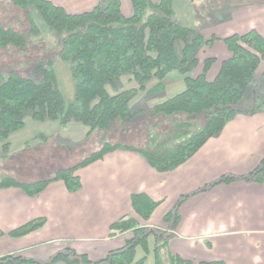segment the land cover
Listing matches in <instances>:
<instances>
[{
    "label": "trees",
    "instance_id": "16d2710c",
    "mask_svg": "<svg viewBox=\"0 0 264 264\" xmlns=\"http://www.w3.org/2000/svg\"><path fill=\"white\" fill-rule=\"evenodd\" d=\"M23 9L30 22L31 31L38 30L36 19L48 31L57 35L60 43L59 57L71 70L74 93L67 98L61 91L52 60H38L36 70L41 75L35 79L14 69L0 71V139L22 127L27 111L39 119H58L65 123L70 119L88 125V132L107 129L113 119L131 120V98L146 83L156 79L151 94L163 88L161 80L171 71L183 74L184 88L155 102L152 112L173 118L170 128L155 133L143 146L104 142L77 163L57 169L45 179L22 182L11 175L0 178V187L19 186L27 194L40 192L53 179H62L69 190L80 187L76 170L116 147L139 151L148 163L159 171L174 169L187 160L209 137L218 135L227 121L238 113L251 114L264 109V96L256 87V72L264 61V36L255 28L243 33H231L225 37L214 34L205 37L194 25L182 23L175 16V0H130L131 11L125 13L121 0H100L90 9L70 12L51 0H11ZM220 38L229 55L222 59L213 78L206 74L215 61L213 56L202 60L198 67L199 50L211 46ZM182 41L180 52L176 42ZM26 35L0 25V46L23 47ZM127 72L138 82V87L122 88L121 74ZM107 84L116 90L109 92ZM252 97L246 102L245 96ZM247 104V105H246ZM202 116L203 124L197 125ZM196 123V124H195ZM9 141L3 142V147ZM248 180L264 181V156L257 166L241 176ZM236 178L224 174L210 183ZM180 198L177 206L185 197ZM131 204L136 214L147 220L158 201L145 192L131 195ZM176 207L165 218L176 216ZM45 222L42 216L32 218L10 230H0L12 237L24 235ZM111 235L131 231L132 237L125 245L111 249L105 257L90 259L86 253L67 248L40 260L17 253L0 255V264H145L148 251L147 234L161 236L154 245V264H194L193 260L162 249L167 245V235L153 228L140 225L136 217L123 215L110 223ZM163 235V236H162ZM144 254L136 257V246ZM198 264H225L221 260L199 261Z\"/></svg>",
    "mask_w": 264,
    "mask_h": 264
},
{
    "label": "crops",
    "instance_id": "0c3cea01",
    "mask_svg": "<svg viewBox=\"0 0 264 264\" xmlns=\"http://www.w3.org/2000/svg\"><path fill=\"white\" fill-rule=\"evenodd\" d=\"M51 1L70 12H79L100 0ZM200 6L199 16L194 8V26L205 37L214 34L222 38L251 28L264 36V0H207ZM121 7L130 13V0H121ZM206 48L208 56L215 58L206 74L211 79L229 50L220 38ZM260 73L256 82H264V68ZM68 121L59 123L66 125ZM263 156L264 110H259L236 114L218 135L209 137L187 160L168 171L151 166L137 150L116 147L76 170L81 183L76 190H69L62 179L49 181L33 195L19 186L0 187V230L7 232L32 218H45L42 226L24 235H0V255L17 253L48 260L56 252L70 248L86 253L92 260L101 259L132 237L131 231L109 233L110 223L128 215L136 217L140 225L167 235L164 254L170 251L194 264L211 260L264 264V181L241 177ZM58 167L65 165H54L48 158L36 171L26 165L19 174L10 175L31 182L52 176ZM224 174L236 178L209 185ZM136 192H145L158 201L147 220L132 207L131 195ZM174 207L175 218H165ZM161 239L153 232L147 234L146 258L151 249V264L154 245Z\"/></svg>",
    "mask_w": 264,
    "mask_h": 264
},
{
    "label": "rangeland",
    "instance_id": "374dc122",
    "mask_svg": "<svg viewBox=\"0 0 264 264\" xmlns=\"http://www.w3.org/2000/svg\"><path fill=\"white\" fill-rule=\"evenodd\" d=\"M205 1L207 2V0H175L176 18L182 23L196 25L194 8L197 9L196 14L199 16L198 7L202 8L200 5L204 4ZM35 23L38 25V30L36 29L32 33L25 11L11 0H0V25L26 35V44L23 47L0 46V71L7 72L14 69L22 75L38 79L41 75L36 70L38 60H52L61 91L67 98H73L74 87L71 70L68 63L59 57L60 43L57 35L48 31L40 20L36 19ZM181 46L182 41L178 40L176 42L178 52H180ZM206 49V46H203L198 53L201 60L200 69L203 58L208 56ZM263 68L264 61L257 70L256 76L261 74ZM199 71L196 67L193 74L195 75ZM120 78L122 88L138 87V82L130 73L124 72ZM156 83L154 78L149 80L146 83V88L139 89L131 98L130 106L133 112L131 120L113 119L107 129H97L87 133L88 125L81 121L70 119L68 124L61 125L58 119H39L27 111L22 127L10 132L5 139H0V178L3 175H10L12 172L19 174L23 169H26V165L30 166L31 170L36 171L42 166V162H46L48 158L52 159L54 165L71 166L101 147L104 142L143 147L155 133L165 132L169 129L173 120V118L152 112V105L181 91L185 86L183 74L177 70L169 72L161 80L163 88L160 91L154 90V93H146L148 89L154 88ZM254 86L264 96V82L258 81ZM106 87L111 93L116 90L109 84ZM252 96L251 91H248L244 100L249 102ZM261 110L264 109L261 108ZM203 122L202 116H198L197 125H201ZM4 141H9L7 147H3ZM67 164L69 165L67 166ZM149 243L152 247L153 237H150ZM142 253L143 249L138 246L136 257ZM151 257L152 250L150 249L146 264H151Z\"/></svg>",
    "mask_w": 264,
    "mask_h": 264
}]
</instances>
